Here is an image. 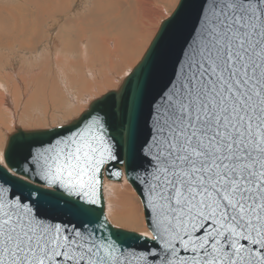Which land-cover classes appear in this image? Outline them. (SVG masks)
I'll return each instance as SVG.
<instances>
[{
  "label": "snow or ice",
  "instance_id": "6c2138e0",
  "mask_svg": "<svg viewBox=\"0 0 264 264\" xmlns=\"http://www.w3.org/2000/svg\"><path fill=\"white\" fill-rule=\"evenodd\" d=\"M176 16L115 91L0 149V264H264V0H201L156 90ZM113 162L141 169L143 231L94 207Z\"/></svg>",
  "mask_w": 264,
  "mask_h": 264
},
{
  "label": "rangeland",
  "instance_id": "374dc122",
  "mask_svg": "<svg viewBox=\"0 0 264 264\" xmlns=\"http://www.w3.org/2000/svg\"><path fill=\"white\" fill-rule=\"evenodd\" d=\"M178 1L0 0V149L16 127L68 121L116 90ZM124 182L141 224L127 225L105 209L106 216L125 231H143L140 200Z\"/></svg>",
  "mask_w": 264,
  "mask_h": 264
},
{
  "label": "water",
  "instance_id": "95a60500",
  "mask_svg": "<svg viewBox=\"0 0 264 264\" xmlns=\"http://www.w3.org/2000/svg\"><path fill=\"white\" fill-rule=\"evenodd\" d=\"M181 3H182V8L179 7ZM200 3H201V0H179L176 8L171 13V15L160 23L159 28L163 23H165L167 20L171 19L173 16H176L177 12H179V16H176V21L174 22V24L172 26H170L169 34H170L171 40L165 46V49L163 50V53H162V57H163L162 71L158 73V75L155 79V82H154V88L156 90H158L160 87H162L163 83L169 77L172 76V74L175 70L178 69V65H177L176 61L179 57L180 48H181V45L183 44L184 40L189 39V38H194L193 33H192V29L195 26L196 18L199 14ZM159 28H158L156 33H158ZM125 79H126V77L122 80V82L120 84H122ZM113 91H115V90L108 91L105 94H107L109 92H113ZM116 100L118 103L119 97H117ZM94 101H95V99L92 100L88 104V106L85 110H87L91 106V104L94 103ZM147 120H148V107L146 105L144 112H143V116H142V136H145V137L148 135V131H149ZM31 131H34V130H24V129H21L19 127H16L12 133L7 135L4 147L14 136L17 137L18 142H22V138L19 136V134L20 133L26 134V133H29ZM126 152H127V149H126V147H124V150L121 152V155L127 159V156L125 155ZM111 170H119L121 172V176L120 177L110 176L109 171H111ZM139 171H141V169H136L135 171H133L131 168H128L124 165H121L118 162H113L111 165L108 166V170L102 171V175H101L102 187H101V192H100L101 204L94 206V207H96L97 211H100L102 209L103 214L106 215L105 202H104V198H103L104 182L106 181V182H110V183H120L122 181L123 177L127 181V183L131 186V188L134 190L135 194L137 195V197L139 198L140 203H141V197H140V194L138 191V189L141 186L139 185L138 181L135 180L137 172H139ZM3 179H4L3 177H0V181H2ZM142 211H143V217H144V222H145L146 218H145V213H144L143 208H142ZM69 218L70 217H68V216L61 217V219H64V220H67ZM145 226L147 228L146 222H145ZM125 232L128 234L132 233L129 231H125ZM141 243H142L141 241H132V240L128 241V244L132 247H137V246L141 245Z\"/></svg>",
  "mask_w": 264,
  "mask_h": 264
},
{
  "label": "bare ground",
  "instance_id": "6f19581e",
  "mask_svg": "<svg viewBox=\"0 0 264 264\" xmlns=\"http://www.w3.org/2000/svg\"><path fill=\"white\" fill-rule=\"evenodd\" d=\"M147 18H149V17H147ZM149 20H150V18H149ZM106 40H108V39H106ZM110 41H112V40H110ZM103 44H105V43H103ZM103 44L101 43L100 45H103ZM113 48H115V47H113ZM121 49H122V47H121ZM122 63H123V61H122ZM120 64H121V61H120ZM103 83H105V80ZM103 87H105V86H103ZM6 102H7V100H6ZM1 105L2 104H0V106ZM130 190H131L130 187H128L125 184L124 179H122L120 184H117V183H115V184L109 183L108 184L105 181L104 186H103V198H104L105 208H106L107 212H110L111 214H113L114 218L116 217L117 220L120 219L121 222H124L127 225H132V226L136 227L138 223L141 224V208H139V206L137 208V206L132 204V201L134 199L133 198L134 195L132 194V192Z\"/></svg>",
  "mask_w": 264,
  "mask_h": 264
}]
</instances>
